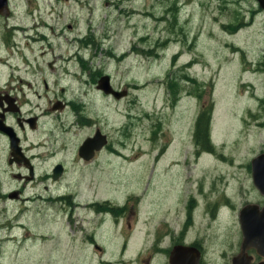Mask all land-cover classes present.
Returning <instances> with one entry per match:
<instances>
[{
  "label": "rangeland",
  "instance_id": "rangeland-1",
  "mask_svg": "<svg viewBox=\"0 0 264 264\" xmlns=\"http://www.w3.org/2000/svg\"><path fill=\"white\" fill-rule=\"evenodd\" d=\"M17 3L18 24L28 28L11 61L13 74L30 84L20 83L22 89L46 92V98L57 96L87 111L93 116V130L106 134L119 155L104 147L93 164L75 166L50 185L52 199L73 197L76 227L69 224V210L60 208L67 201L48 200L45 225L46 202H29L17 227L10 233L0 231L4 239L19 235L15 244L11 238L0 241V264H95L97 259L81 241L89 230L85 204L158 200L161 191L173 202L176 216L189 206L194 222L208 219L210 231L224 228L221 234L234 241L240 207L263 201L251 183L249 164L264 152V15L256 3ZM21 15L26 18L20 20ZM40 34L48 39L31 44ZM76 37L82 41L75 42ZM25 40L29 42L23 45ZM0 56L3 61L5 55ZM8 65L9 60L1 63L0 82L9 75ZM103 75L127 94L116 100L98 90L96 82ZM46 98L34 97L33 102L43 107ZM32 134L31 139H39L40 128ZM78 134L73 130L64 135V157L72 154ZM84 134L82 130L80 136ZM25 232L36 238L22 242ZM136 233L134 229L132 242Z\"/></svg>",
  "mask_w": 264,
  "mask_h": 264
},
{
  "label": "flooded vegetation",
  "instance_id": "flooded-vegetation-1",
  "mask_svg": "<svg viewBox=\"0 0 264 264\" xmlns=\"http://www.w3.org/2000/svg\"><path fill=\"white\" fill-rule=\"evenodd\" d=\"M253 2L258 6L257 0ZM17 5V0H0V55H5L3 61L0 56V66L9 60L10 67L5 82H0V231L7 230L10 233L13 227H17L20 213L29 202L36 200L46 202L44 225L48 224L49 219L48 200L58 203L67 201L66 206L60 208L69 210V224L76 227L77 220L73 216L76 203L73 197L52 199L49 195L50 185H54L75 166L93 164V153L89 159H85L84 156L89 154L87 147L80 148L98 128L93 130L92 115L73 108L71 102L57 96L46 98V92L42 95L26 92L20 86L25 81L13 74L16 68H12L11 61L17 57L19 40L28 37L25 34L28 28L18 24ZM258 8L264 15V10ZM25 11L23 7L21 12ZM23 18L26 17L21 15L20 20ZM36 26L46 30L51 28L45 24ZM45 37L40 34L31 40V44L42 42ZM28 42L25 40L23 45ZM91 44L93 46V42ZM18 53L24 55L21 51ZM39 54L43 55V52ZM25 84L30 87L28 82ZM46 87L44 84V89ZM34 97L37 100L45 97L44 106L34 103ZM47 122V127L43 128L42 125ZM39 128L41 137L31 139L30 135ZM73 130H78L79 134L72 144V154L64 157L63 151L67 148L64 135ZM82 130L85 134L80 136ZM104 147H108L109 153L119 155L109 145L108 139ZM96 154L98 152L94 156ZM41 163L46 164L39 169ZM157 194L158 200H126L122 203L92 200L85 204L89 209V218L84 217V221L89 223V230L81 238L83 243H80L89 247L97 259L95 264H264V257L254 248L241 249L242 233L238 217L233 224L234 241L230 242V235L221 234L224 228L222 231L218 227L210 231L209 220L204 218L197 224L198 221L192 219L189 206L184 208L182 215L176 216L173 202L166 199L163 191ZM161 213L165 217L158 219ZM81 229H84L82 224ZM134 229L137 231L136 241L132 242ZM27 235L25 232L20 237L22 242L36 238L30 235L28 238ZM17 236L8 234L6 239L0 237V241L8 242L11 238L15 244L18 243ZM75 238L73 235L71 240Z\"/></svg>",
  "mask_w": 264,
  "mask_h": 264
},
{
  "label": "water",
  "instance_id": "water-1",
  "mask_svg": "<svg viewBox=\"0 0 264 264\" xmlns=\"http://www.w3.org/2000/svg\"><path fill=\"white\" fill-rule=\"evenodd\" d=\"M258 6L264 10V0H257ZM96 88L105 94H111L118 98L125 94V90H114L109 84L107 75L101 76L96 83ZM264 115V106H263ZM106 143V137L95 130L93 136L82 144L80 149L87 147L89 159L95 151L101 149ZM250 177L252 185L264 197V152H260L250 160ZM238 224L242 233L241 249L254 248L256 252L264 257V201L261 206L257 204H245L238 211Z\"/></svg>",
  "mask_w": 264,
  "mask_h": 264
},
{
  "label": "trees",
  "instance_id": "trees-1",
  "mask_svg": "<svg viewBox=\"0 0 264 264\" xmlns=\"http://www.w3.org/2000/svg\"><path fill=\"white\" fill-rule=\"evenodd\" d=\"M82 41V40H81ZM170 92H171V90H170ZM205 140H206V138H205Z\"/></svg>",
  "mask_w": 264,
  "mask_h": 264
}]
</instances>
